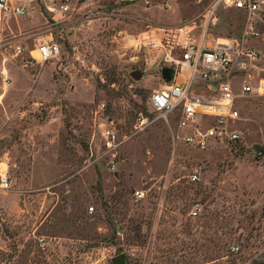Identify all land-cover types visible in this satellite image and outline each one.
Masks as SVG:
<instances>
[{
    "label": "rangeland",
    "instance_id": "obj_1",
    "mask_svg": "<svg viewBox=\"0 0 264 264\" xmlns=\"http://www.w3.org/2000/svg\"><path fill=\"white\" fill-rule=\"evenodd\" d=\"M26 1L30 13L0 18V172L10 183L0 187V264H113L120 252L125 264H264V91L239 96L229 122L239 139L190 145L176 116L167 122L148 102L165 83L159 50L134 46L162 27L198 38L185 25L207 0H108L58 22ZM242 28L226 8L206 37ZM51 37L59 51L41 59L37 45ZM249 43L263 66L264 34ZM254 71L232 79L236 93ZM190 90L210 93L200 77ZM139 111L150 121L136 129ZM105 125L121 139L115 156L102 146Z\"/></svg>",
    "mask_w": 264,
    "mask_h": 264
},
{
    "label": "built area",
    "instance_id": "obj_2",
    "mask_svg": "<svg viewBox=\"0 0 264 264\" xmlns=\"http://www.w3.org/2000/svg\"><path fill=\"white\" fill-rule=\"evenodd\" d=\"M31 1V0H27ZM26 1V2H27ZM51 16H56L52 22L70 19L76 10L87 5L101 6L108 0H37ZM130 2L134 0H113ZM202 1V0H199ZM234 8L241 12L243 28L239 36H226L222 40L207 39L209 29L218 23L223 9ZM35 6L20 0H0V18L7 15H23L34 10ZM54 14V15H53ZM187 33L200 28L198 38L190 36L186 41L172 37L162 27L160 34L142 35L133 38L138 49L159 50L160 61L165 66L173 68V77L162 86L154 88L149 96L152 110L162 116L167 122L176 116V124L180 136L186 143L205 147L211 140L239 139L238 128L229 124L240 117L237 107L239 96L245 93H261L264 91V65L258 67L262 52L249 43L251 38H261L264 34V0H207L200 14L192 19ZM177 29L183 31L184 26ZM59 38H49L37 45L38 56L48 59L59 51ZM15 50H22L20 44ZM254 68L252 77L243 79L240 93L233 90L232 79ZM202 78L208 94L190 90L191 83ZM213 86V87H212ZM102 107V106H101ZM150 121L144 111H139L133 126L141 129ZM102 146L113 156V150L121 142L117 130L105 125L100 129ZM111 169L115 167L113 158L109 160ZM191 179L198 177L196 172ZM0 187L9 188L10 183L5 171L0 172ZM136 198L144 196V190L135 189ZM93 209V205L89 206ZM195 212V211H194Z\"/></svg>",
    "mask_w": 264,
    "mask_h": 264
},
{
    "label": "water",
    "instance_id": "obj_3",
    "mask_svg": "<svg viewBox=\"0 0 264 264\" xmlns=\"http://www.w3.org/2000/svg\"><path fill=\"white\" fill-rule=\"evenodd\" d=\"M173 68L170 66H163L162 67V75L165 81H170L173 77ZM131 74L138 78L142 75V71L140 69L132 70ZM213 87V86H212ZM121 230V229H120ZM113 264H125V254L120 252L112 257Z\"/></svg>",
    "mask_w": 264,
    "mask_h": 264
},
{
    "label": "flooded vegetation",
    "instance_id": "obj_4",
    "mask_svg": "<svg viewBox=\"0 0 264 264\" xmlns=\"http://www.w3.org/2000/svg\"><path fill=\"white\" fill-rule=\"evenodd\" d=\"M160 71H161V74H162V67H161Z\"/></svg>",
    "mask_w": 264,
    "mask_h": 264
},
{
    "label": "bare ground",
    "instance_id": "obj_5",
    "mask_svg": "<svg viewBox=\"0 0 264 264\" xmlns=\"http://www.w3.org/2000/svg\"><path fill=\"white\" fill-rule=\"evenodd\" d=\"M220 40H222V38H220Z\"/></svg>",
    "mask_w": 264,
    "mask_h": 264
}]
</instances>
